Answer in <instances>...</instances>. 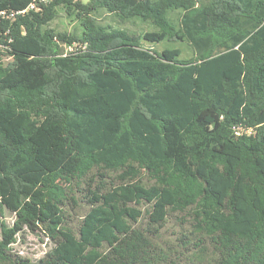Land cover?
Listing matches in <instances>:
<instances>
[{"label":"trees","instance_id":"trees-1","mask_svg":"<svg viewBox=\"0 0 264 264\" xmlns=\"http://www.w3.org/2000/svg\"><path fill=\"white\" fill-rule=\"evenodd\" d=\"M59 7L80 38L45 29ZM99 11L153 30L98 26ZM163 42L194 56L142 46ZM94 172L117 184L88 190L75 234L62 206ZM0 206L17 217L0 264L23 227L56 243L33 264H163L154 235L175 213L191 216L198 264H264V0H49L0 16Z\"/></svg>","mask_w":264,"mask_h":264},{"label":"rangeland","instance_id":"rangeland-1","mask_svg":"<svg viewBox=\"0 0 264 264\" xmlns=\"http://www.w3.org/2000/svg\"><path fill=\"white\" fill-rule=\"evenodd\" d=\"M82 3H88L89 0H77ZM96 24L105 28L125 31L131 35H142L152 31L153 27L148 23H144L139 19L119 22L113 15L105 11H99L93 14ZM170 19L178 26L180 24L181 12L175 11L169 14ZM45 29H52L55 33L66 34L71 37L80 38L83 28L80 20L74 12L69 13L66 8L59 7L56 10L55 19L49 23ZM61 45H64L63 43ZM147 49L162 52L165 49H180L182 51L181 59L193 58L191 48L186 43H169L161 44L142 43ZM78 47L74 43L71 47L64 45L63 51L74 52ZM4 62H9V58H3ZM94 172L90 175V179L84 181H76L69 190L67 200L64 202L62 209L65 216V225L75 234H79L81 224L90 210L88 200V190L96 187L105 186L107 189L117 184L116 174H104ZM93 179V181H92ZM144 213L142 219L136 227L141 229L149 228V220L145 212L148 206L141 205L136 207ZM16 215L11 213L5 207L0 206V237L1 225L13 227L16 222ZM155 244L157 251L161 253L164 260L163 264H198L194 260L193 255L199 252L198 238L193 233V221L188 213H175L168 217V220L159 228L155 235ZM56 246L55 241L51 239L48 232L44 228L30 229L23 227L17 235V241L12 245L11 262L9 264H33L43 260Z\"/></svg>","mask_w":264,"mask_h":264},{"label":"built area","instance_id":"built-area-1","mask_svg":"<svg viewBox=\"0 0 264 264\" xmlns=\"http://www.w3.org/2000/svg\"><path fill=\"white\" fill-rule=\"evenodd\" d=\"M49 2V0H34L30 5L29 7L24 10V11H21V12H17V13H12L11 15H7L6 12H1L0 13V16L5 18L7 16L9 17H14L15 15H23V14H26V13H29V12H39L41 11V5L43 4H47ZM67 54H70V52H67L65 53V55Z\"/></svg>","mask_w":264,"mask_h":264}]
</instances>
